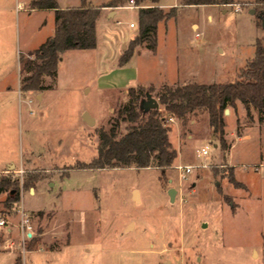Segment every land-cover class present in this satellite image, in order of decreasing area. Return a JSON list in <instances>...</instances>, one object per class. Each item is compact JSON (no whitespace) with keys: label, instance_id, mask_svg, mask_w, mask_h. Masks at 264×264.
I'll return each mask as SVG.
<instances>
[{"label":"rangeland","instance_id":"obj_1","mask_svg":"<svg viewBox=\"0 0 264 264\" xmlns=\"http://www.w3.org/2000/svg\"><path fill=\"white\" fill-rule=\"evenodd\" d=\"M251 1L156 4L169 15L157 23L155 51L136 47L148 50L134 56L135 78L131 67L120 69L118 57L129 45L125 38L138 33V23L128 25L138 9L118 8L112 20L97 19L96 48L63 54L59 81L44 76L45 88L27 97L20 90L19 55L46 41L55 14L29 8V0H0V165L8 157L16 161L0 176L13 174L21 186L16 202L4 204L7 192H0V218L6 221L0 226V251L16 245L0 252V264H15L16 257L21 264H264V133L256 112L249 120L240 103L224 113V138L232 145L225 151L205 111L185 121L168 119L177 157L164 175L154 166L83 164L96 156L100 128L109 130L117 122L119 137L131 126L119 115L132 98L130 87L144 86L140 102L148 96L157 101L164 84L237 79L254 57L255 42H264V26L250 13ZM41 93L40 107L35 94ZM246 132L249 137L237 138ZM204 145L208 154L195 155ZM228 153L235 167L226 164ZM187 163L194 168L181 181L176 166ZM231 174L240 185L230 181ZM28 176H36L33 183ZM21 207L33 241L21 229L14 235L5 230L19 226Z\"/></svg>","mask_w":264,"mask_h":264},{"label":"trees","instance_id":"obj_2","mask_svg":"<svg viewBox=\"0 0 264 264\" xmlns=\"http://www.w3.org/2000/svg\"><path fill=\"white\" fill-rule=\"evenodd\" d=\"M126 0H110L106 4L92 6L81 0L77 7L60 9L56 0H31L29 8L54 11L55 31L39 45L38 48L27 52L26 56L19 55L22 62L20 72L23 73L20 82L22 92L44 89L43 77L56 80V71L60 62V54L66 49H90L96 47L95 21L102 7H114ZM136 4L143 0H134ZM152 5L138 9V33L129 40V45L118 57L120 66L129 62L135 48L145 45L151 51L156 48V30L158 22L166 19L168 13L158 8L155 4L159 0H149ZM232 0H179L181 5L194 4H222ZM154 4V5H153ZM259 22H264V0H252ZM33 56V58H31ZM51 85H46L50 87ZM152 86L148 89H151ZM144 86L137 85L136 89H128L131 100L120 110L121 120L131 126L126 132L117 137V122L109 130H98L99 143L96 147V156L89 162L83 163L91 169L121 164L145 168L154 166L164 175L165 169L177 157L176 150L168 138L170 126L169 117L185 121L188 116L197 111H205L208 116L212 133L217 135L220 149L225 151L230 145L224 138L225 109H236L237 103L243 105L249 120L253 112L257 114V121L261 124L264 133V42H255L254 57L240 68L237 79L229 83L211 84L190 82L175 86L164 84L158 95V104L161 106L143 107L142 96L145 95ZM141 107V108H140ZM264 164V153L261 157ZM36 176H28V181L33 183ZM235 185L233 175L229 177ZM24 186V183L22 184ZM20 184L13 174L0 176V192H7L4 204L19 200ZM33 241V237L30 238ZM264 245V244H263ZM30 250V248H28ZM32 249V248H31ZM15 264H21L20 258H15Z\"/></svg>","mask_w":264,"mask_h":264},{"label":"crops","instance_id":"obj_3","mask_svg":"<svg viewBox=\"0 0 264 264\" xmlns=\"http://www.w3.org/2000/svg\"><path fill=\"white\" fill-rule=\"evenodd\" d=\"M31 0H29V2H30ZM88 4H90V5H100V4H103V3H106L107 1H109V0H104V1H100V2H97V3H95V4H93L92 2H90V1H88V0H85ZM22 2L23 1H19L18 2V4H22ZM56 2H57V5H58V7L60 8V9H62V8H66V7H77L79 4H80V2H81V0L78 2V4H70V3H67V1L66 0H56ZM157 4H159V6L161 7V6H168V7H177L178 5H180L179 4V0H167V1H162V0H159L158 1V3ZM155 6H157L156 4H155ZM158 7V6H157ZM103 8V7H102ZM50 11V12H54L53 11V9H51V8H45V9H41V11ZM117 10L118 9H115V8H113V9H111V10H108V11H105V9L103 8V10L101 11V13H100V15L96 18V21H95V26H96V22H97V19H101L100 21H103V18L105 17V18H111L110 20H112L114 17H115V15H116V13H117ZM135 21L134 20H130L129 22H128V25H129V23H132L133 24V26H131V25H129L131 28H134L135 27V24L137 23V21H138V10L137 11H135ZM50 18H51V20H50V22H51V25H50V27H51V29H50V31L49 32H47V34H46V36H45V38L43 39V41H45L48 37H50V36H53V34H54V31H55V23H54V18H53V14L50 16ZM43 24H44V22H43ZM97 28V26L95 27V29ZM133 35H135V33L134 34H131L127 39L125 38V40H127V41H129L132 37H133ZM124 40V39H123ZM123 43H122V46L125 44V42L124 41H122ZM96 46H97V43H96ZM96 48V47H95ZM139 48H141V47H138V48H136L135 49V51L133 52V54H132V56L130 57V60H129V62H127L126 64H124V65H122V66H120L121 68L120 69H122V68H126V66H129V67H131L130 69H131V72H130V76H133V78H135V76H139V74H138V69H137V67H136V65H135V63L133 62L134 61V56H135V54L136 53H138V52H140V50H143V51H145V50H148V49H143V48H141V49H139ZM90 49H93V48H90ZM90 49H66V50H64L61 54H60V63H59V65L61 64V62L63 61L62 60V56H63V54H65V53H68V52H75V51H79V50H90ZM59 67L60 66H58V68H57V71H56V83H57V81H59V78H60V76H59ZM133 80H137V79H133ZM135 83L136 82H134V84L133 85H135ZM129 84H130V80H128V82H126V85H128L129 86ZM137 84H139V81L137 82ZM136 84V85H137ZM149 84V83H148ZM207 84V83H206ZM140 85V84H139ZM130 86H132V85H130ZM51 89H49V90H47L46 91V93H47V95H48V92L50 91ZM29 92L31 93L32 91H28V92H25V95L27 96V95H29ZM36 95V97L37 98H40L39 100H37L36 102H38L39 103V106L41 107V105H42V101H43V99L45 98V94L44 93H41V94H35ZM39 95H40V97H39ZM28 97V96H27ZM30 102H33L32 101V99L31 98H28V103H30ZM33 113V112H32ZM83 114V113H82ZM249 135L250 134H248L247 132L246 133H244V134H242V135H240V136H238L237 138H239V139H246L247 137H249ZM232 146V145H231ZM231 146H230V148H231ZM229 152H230V150H229ZM176 159V158H175ZM229 159V153H228V156H227V162H226V164L228 165V166H230V167H235V165L233 164V162L231 161H229L228 160ZM22 159L20 158V161H19V166H20V168H21V161ZM174 163V162H173ZM188 164V163H187ZM12 165H16V161L14 160V158H12V157H8V158H6V159H4V161L1 163V165H0V172H2V171H4V170H6L8 167H10V166H12ZM260 165H261V163H260ZM262 165L264 166V164L262 163ZM31 190V189H30ZM30 193V192H29ZM33 193H35V189L33 190ZM32 193V194H33ZM22 206V205H21ZM238 207H239V204L237 205V207H236V212H237V209H238ZM21 209H22V207H21ZM23 210V209H22ZM24 211V210H23ZM234 215V214H233ZM233 215H231V217L233 216ZM19 217H20V215H19ZM13 226H15V231H14V229H13ZM18 229V230H17ZM6 232H7V234H17V232L19 231L20 232V228H19V226H18V224H16V225H7L6 226ZM34 234V231H32L31 230V233H27V236H30V237H32V235ZM4 243L5 242H7V239L5 240L4 239V241H3ZM4 243H3V247H7V246H5L4 245ZM15 246L16 245H14V244H10V250H4V251H13V247L15 248ZM37 249H40V248H36L35 250H37ZM252 249V248H251ZM43 251H50V252H52L53 250H55V249H42ZM4 251H0V252H4ZM31 252V251H30Z\"/></svg>","mask_w":264,"mask_h":264},{"label":"built area","instance_id":"obj_4","mask_svg":"<svg viewBox=\"0 0 264 264\" xmlns=\"http://www.w3.org/2000/svg\"><path fill=\"white\" fill-rule=\"evenodd\" d=\"M146 5H140V4H136L134 0H127V2L125 4H120L117 6H114L113 8L118 9V8H131V9H139L142 8ZM238 9V8H236ZM129 25L133 26L132 23H129ZM169 120H173L172 117L168 118ZM209 152V146L208 145H204L201 148H197L195 150V155L197 156H201V155H206ZM203 166H205L204 164H202ZM194 168V166L189 165V164H181V165H177L176 169L179 172V178L182 181L183 179H186L188 177V175L191 173L192 169ZM22 168H20L19 172L22 173ZM6 224V221L4 218H0V226H4ZM19 227L23 233L24 236H27V233H31V224H30V219L29 216L21 209L20 210V222H19Z\"/></svg>","mask_w":264,"mask_h":264},{"label":"water","instance_id":"obj_5","mask_svg":"<svg viewBox=\"0 0 264 264\" xmlns=\"http://www.w3.org/2000/svg\"><path fill=\"white\" fill-rule=\"evenodd\" d=\"M254 9H250V13H254ZM263 26H264V22H263ZM141 105L145 108L147 107H154V108H158V102L151 96H148L147 100L142 101ZM229 109H225L224 113H228ZM83 119L88 123L91 124L93 122V119L90 117V115L84 111L82 114ZM169 195L172 196L174 189L169 188L168 190Z\"/></svg>","mask_w":264,"mask_h":264},{"label":"bare ground","instance_id":"obj_6","mask_svg":"<svg viewBox=\"0 0 264 264\" xmlns=\"http://www.w3.org/2000/svg\"><path fill=\"white\" fill-rule=\"evenodd\" d=\"M136 193V192H135ZM137 194V193H136Z\"/></svg>","mask_w":264,"mask_h":264}]
</instances>
